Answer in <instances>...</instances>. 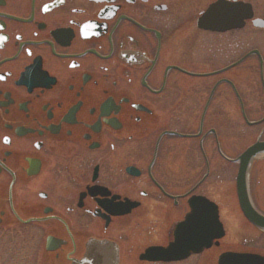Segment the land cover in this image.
I'll return each instance as SVG.
<instances>
[{
	"label": "flooded vegetation",
	"instance_id": "flooded-vegetation-1",
	"mask_svg": "<svg viewBox=\"0 0 264 264\" xmlns=\"http://www.w3.org/2000/svg\"><path fill=\"white\" fill-rule=\"evenodd\" d=\"M0 229L43 264H264V0H0Z\"/></svg>",
	"mask_w": 264,
	"mask_h": 264
},
{
	"label": "rangeland",
	"instance_id": "rangeland-1",
	"mask_svg": "<svg viewBox=\"0 0 264 264\" xmlns=\"http://www.w3.org/2000/svg\"><path fill=\"white\" fill-rule=\"evenodd\" d=\"M35 246L21 230L0 229V264H43Z\"/></svg>",
	"mask_w": 264,
	"mask_h": 264
},
{
	"label": "water",
	"instance_id": "water-1",
	"mask_svg": "<svg viewBox=\"0 0 264 264\" xmlns=\"http://www.w3.org/2000/svg\"><path fill=\"white\" fill-rule=\"evenodd\" d=\"M256 150L257 149L255 147L254 148H251V149L247 150V152L245 154L255 153V152H257Z\"/></svg>",
	"mask_w": 264,
	"mask_h": 264
}]
</instances>
